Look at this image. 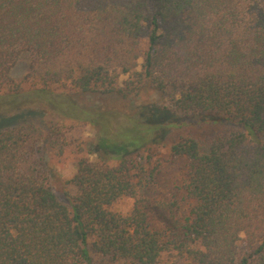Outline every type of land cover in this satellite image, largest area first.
<instances>
[{
  "label": "trees",
  "instance_id": "1",
  "mask_svg": "<svg viewBox=\"0 0 264 264\" xmlns=\"http://www.w3.org/2000/svg\"><path fill=\"white\" fill-rule=\"evenodd\" d=\"M149 90L164 103L131 113L77 98ZM0 109L17 111L0 123V264H264V0H0ZM82 124L96 137L61 199L46 155ZM198 124L223 128L172 141L168 198L153 150Z\"/></svg>",
  "mask_w": 264,
  "mask_h": 264
},
{
  "label": "rangeland",
  "instance_id": "2",
  "mask_svg": "<svg viewBox=\"0 0 264 264\" xmlns=\"http://www.w3.org/2000/svg\"><path fill=\"white\" fill-rule=\"evenodd\" d=\"M26 58L23 57L20 61L19 65L13 71V74L20 78L24 76L27 70L26 65ZM78 101L82 106L85 107H95V108H104L109 110H118L122 113H131L138 109L143 105H152L156 103H164L163 94L156 90H149L144 92L139 98L133 101L124 100L118 94H109V95H102V94H86L78 96ZM17 111L12 112H5V110L0 109V123L3 121L8 122L13 119V116H16ZM49 119L44 117L42 122L45 124L48 123ZM223 128V126L219 125H212V124H198V125H188L183 129H173L172 132L169 134L168 144L167 146L157 147L154 148L153 152L155 153V158H163L165 161H169L165 163V168L167 170L166 176L164 178V185H170L167 187L169 190L167 194L170 198L171 195V187L173 182L181 177L182 174V167L185 165L183 160H178L177 162L170 161V144L172 141L179 135L180 132L184 131L190 133L196 137H205L210 135L214 131ZM96 137V130L92 128L89 124H82L78 127L77 131L74 133V141L70 146L66 147V150L62 156H59L55 153H47V159L49 164L53 167L56 174L59 177L57 182L58 189L57 193L61 199H64L63 185L67 179H70L75 172L74 164L77 158L84 154L79 153L80 148L85 147V141L95 139ZM84 142V143H83ZM94 157V156H93ZM92 157V158H93ZM74 193V189L72 190ZM167 194L162 193L159 197H167ZM132 205L131 200H126L121 203L120 207L123 210H127ZM240 249L244 250L246 245L245 242L242 240L240 241ZM164 258L168 261V264H185V261L179 259V257L165 254ZM103 264V263H100Z\"/></svg>",
  "mask_w": 264,
  "mask_h": 264
}]
</instances>
